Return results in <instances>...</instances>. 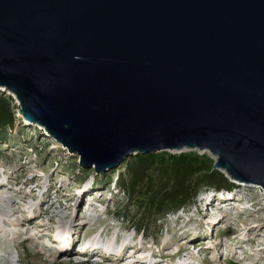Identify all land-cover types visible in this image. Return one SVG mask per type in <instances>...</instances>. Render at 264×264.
I'll list each match as a JSON object with an SVG mask.
<instances>
[{
	"label": "water",
	"instance_id": "water-1",
	"mask_svg": "<svg viewBox=\"0 0 264 264\" xmlns=\"http://www.w3.org/2000/svg\"><path fill=\"white\" fill-rule=\"evenodd\" d=\"M0 90L83 168L196 150L264 192V0H0Z\"/></svg>",
	"mask_w": 264,
	"mask_h": 264
},
{
	"label": "rangeland",
	"instance_id": "rangeland-1",
	"mask_svg": "<svg viewBox=\"0 0 264 264\" xmlns=\"http://www.w3.org/2000/svg\"><path fill=\"white\" fill-rule=\"evenodd\" d=\"M0 94L10 97L15 119L12 128L0 130V191L14 197L10 217L14 223L32 216L30 223L21 226L7 223L9 235L2 236L0 227V264H141L136 262L138 256H147L149 249L158 254L166 241L180 235L161 264H176L179 257L188 258V252L197 259L191 264H264V192L260 186L234 182L231 190H201L189 206L158 221L147 217L144 232L136 231L141 220L135 219V210L126 211V217L118 215L126 193L116 178L125 173L127 164L97 173L94 165L81 167L78 154L61 148L40 126L25 123L11 93L0 90ZM207 200L217 209L205 214L211 205ZM30 203H35L33 213L27 207ZM71 217L72 239L60 253L55 240L61 232L59 220ZM242 219L255 225L249 235L257 234L258 240L229 251L228 243L246 232L243 223L235 222ZM130 235L147 250L136 256L128 250L123 261L114 254L103 256L101 249L108 242L116 248ZM90 240L99 241L95 252L80 253L79 246ZM182 243L189 250L173 256L176 245ZM211 243L218 244V249H207Z\"/></svg>",
	"mask_w": 264,
	"mask_h": 264
},
{
	"label": "trees",
	"instance_id": "trees-1",
	"mask_svg": "<svg viewBox=\"0 0 264 264\" xmlns=\"http://www.w3.org/2000/svg\"><path fill=\"white\" fill-rule=\"evenodd\" d=\"M13 114L10 97L0 94V130L14 126ZM123 162L126 171L116 180L126 193V203L118 208V215L126 217V211L135 210V219L141 223L134 229L142 233L145 218L158 221L192 204L201 190H231L235 185L213 169L209 155L196 150L137 153Z\"/></svg>",
	"mask_w": 264,
	"mask_h": 264
},
{
	"label": "bare ground",
	"instance_id": "bare-ground-1",
	"mask_svg": "<svg viewBox=\"0 0 264 264\" xmlns=\"http://www.w3.org/2000/svg\"><path fill=\"white\" fill-rule=\"evenodd\" d=\"M25 121V120H24ZM27 121H25L26 123ZM221 197V196H220ZM14 201V197L12 195H9L8 193H6V191H0V227H1V235L5 236V235H9L8 229L6 228V224H13V225H19L21 226L23 223H30L32 216L29 219H25L21 222V224H16L11 220V215L13 214V208L11 207V203ZM225 201H228L227 199ZM207 202L210 203V200H207ZM210 207L209 209L205 210V214L207 211H212L215 210V206L214 204L210 203ZM35 206V203H30L27 207L29 208V211L32 212L33 207ZM217 209V208H216ZM227 210V209H226ZM250 212V211H249ZM33 213V212H32ZM228 212H226L225 214H223V218L224 216H227ZM73 222V218H68V219H64V220H59V224H58V228H61V232L56 234V239L57 241H59V245L57 246L59 248V252L61 253V251H65L68 249V247L66 245L70 244V241L72 239V234H71V229H72V225L71 223ZM235 222H239V223H243V227L245 229V233H242L241 235H239V237H235L233 240H231L228 244L231 246V248L227 249L229 251L233 250L232 247H241L243 244H247V243H252L256 240H258L257 234L254 235V237L251 238V236L249 235V232H251L253 230V227H255V225H251L248 223H244L243 219L242 220H236ZM211 223H208V230H211L210 227ZM212 231V230H211ZM181 236L174 238H170V241H166L163 244V247L161 248V250H159V253L156 254V252L152 249H149L148 247V254L149 257L145 256V255H140L137 258L136 262H140L141 264H161L164 260L165 257H167V251L174 245L176 244V240H180ZM8 238V237H7ZM194 238V237H193ZM135 239L134 236L130 235L128 237H125L119 246H116V248L112 247L111 243H107L106 246H103V248L101 249L103 252V256L105 257H109L111 256V254H114V258H118V260L123 261L126 259V252L128 250L131 251V256H136L137 254H139V252H141L144 248V250L147 248H145L143 243H135ZM206 239H202L200 241H205ZM91 241V242H90ZM89 243L83 244L79 246V252L81 253H86V252H91L92 254L95 252V249L97 248L98 242L99 241H95V240H90ZM261 243L264 245V241H261ZM116 244V242L114 243ZM218 244H213L211 243L210 245L207 246V249L212 247L215 249H218ZM189 250V245L187 243H182V244H177L176 245V249L174 250V252L172 253L173 256H176L178 254H180L182 251H186ZM78 252V251H77ZM254 254V253H253ZM253 254H248V256H251ZM171 255V257H172ZM186 255V254H185ZM93 256V255H92ZM247 256V257H248ZM262 257V256H260ZM189 260V263H187V259ZM188 258L181 256L179 257V259L176 261V264H191L194 263L197 259L195 258V255H193V253L188 252ZM261 259V258H260Z\"/></svg>",
	"mask_w": 264,
	"mask_h": 264
}]
</instances>
